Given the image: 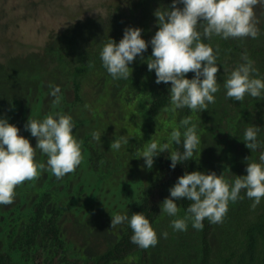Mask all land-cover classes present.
<instances>
[{"label": "rangeland", "instance_id": "rangeland-1", "mask_svg": "<svg viewBox=\"0 0 264 264\" xmlns=\"http://www.w3.org/2000/svg\"><path fill=\"white\" fill-rule=\"evenodd\" d=\"M115 2L0 0V250L18 239L46 192L47 213L64 208L58 227L66 246L85 258L101 254L123 233L157 172L147 146L160 148L188 133L198 137L194 189L214 224L215 253L233 231L240 200L258 195L264 0H219L218 18L255 55L225 60L189 115L177 89L151 135L133 77L137 46L130 33L115 25L113 73L94 65ZM196 54L209 59L213 50L201 45ZM84 63L94 67L75 102L69 72ZM86 136L101 155L98 176L83 147ZM148 250L149 264H196L194 224L175 202L158 220ZM115 264H139L138 255Z\"/></svg>", "mask_w": 264, "mask_h": 264}, {"label": "trees", "instance_id": "trees-1", "mask_svg": "<svg viewBox=\"0 0 264 264\" xmlns=\"http://www.w3.org/2000/svg\"><path fill=\"white\" fill-rule=\"evenodd\" d=\"M111 8L106 36L94 65L113 73L120 32L115 25L130 33L137 46L133 77L143 95L144 114L152 122L149 135L154 131L153 122L170 107L177 89L184 92L185 115H189L225 60L255 55V51L240 45L232 30L218 18L219 0H116ZM152 23L154 26L150 27ZM201 45L213 50L211 58H197ZM93 67L84 63L70 69L75 102H80L82 79ZM197 144V135L188 133L160 148L147 146L157 172L132 208L123 233L101 254L85 258L66 246L58 227L64 208H53L47 213L51 196L43 192L18 239L12 243L9 240L0 250V264H115L132 255H138L139 264H149L148 248L154 230L172 202L177 204L181 216L194 224L196 264H264V145L259 149L255 174L258 195L240 200L231 219L233 231L215 253L211 246L214 224L196 200L194 189ZM83 147L91 172L98 176L101 155L91 136L84 138Z\"/></svg>", "mask_w": 264, "mask_h": 264}]
</instances>
